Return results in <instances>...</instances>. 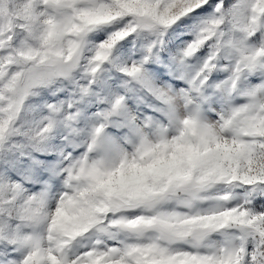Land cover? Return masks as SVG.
Returning a JSON list of instances; mask_svg holds the SVG:
<instances>
[{
	"label": "snow or ice",
	"instance_id": "6c2138e0",
	"mask_svg": "<svg viewBox=\"0 0 264 264\" xmlns=\"http://www.w3.org/2000/svg\"><path fill=\"white\" fill-rule=\"evenodd\" d=\"M0 264H264V0H0Z\"/></svg>",
	"mask_w": 264,
	"mask_h": 264
}]
</instances>
